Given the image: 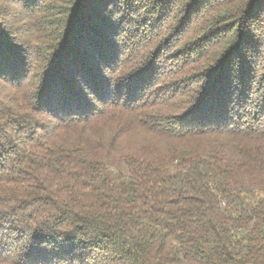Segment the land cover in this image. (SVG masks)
<instances>
[{"label": "trees", "instance_id": "trees-1", "mask_svg": "<svg viewBox=\"0 0 264 264\" xmlns=\"http://www.w3.org/2000/svg\"><path fill=\"white\" fill-rule=\"evenodd\" d=\"M42 1L0 0V264H264V104L237 87L264 63V0H63L39 26ZM163 11L219 44L166 109L153 63L109 73L124 23L147 45Z\"/></svg>", "mask_w": 264, "mask_h": 264}, {"label": "rangeland", "instance_id": "rangeland-1", "mask_svg": "<svg viewBox=\"0 0 264 264\" xmlns=\"http://www.w3.org/2000/svg\"><path fill=\"white\" fill-rule=\"evenodd\" d=\"M51 0H43L39 3V8H35V11L30 16L29 19H25L24 22H21V24L25 27L32 28L33 25L28 22V20L31 22L33 21L34 16L38 14L39 20V26L40 22L41 25L45 22L44 16H48V19H53L54 21H61L62 15L59 14L62 11L53 10L52 7L54 6H60L63 5V0H55L54 2H51ZM13 9H16L15 6H13ZM51 7V9L46 10V8ZM140 7V6H138ZM0 13H4V9L0 7ZM158 13V12H157ZM6 15V13H5ZM158 15V17H157ZM149 14L148 18L153 22V27H157L156 29H152V32H145L146 40L149 41L150 44L144 45L141 40H137L138 38H131L128 40L129 34L132 32L133 28H131L133 25H130L127 23H124V26L122 29L125 30L124 34L122 32H119L117 36L119 37V40L121 43H124L126 45L127 50L125 52H122V55L120 57L121 64L123 66L116 67L114 70L110 71L109 73L113 75L112 77L116 78L118 76H121V71L124 74L123 77H118V80H126L124 75H129L131 72L136 71V73H141L145 69L144 65L152 64L154 70L151 71V77L146 82L148 83L145 87L149 89L146 93L151 92V97L147 98L145 97L146 101L150 103V101L155 102L158 100V97H160L161 93H164V96H166V103L161 105V108L166 109L169 108L168 105L173 104L168 101H182V99H187L188 96H191L195 89L200 84V75L201 71L210 63H212V59L214 58L215 54L218 53L215 52L218 48L217 44L218 42L207 43V38L197 42V38L202 34V32L205 29L204 23L201 24V26H198V30L194 32L192 31L193 25L190 26V28L187 27V23H190L193 18H190L189 16L187 19H184L183 17H179L176 22L173 21L171 25L166 24L169 28L165 30L162 26L165 25L164 23H169L171 16L166 13V11H163L160 14ZM144 13L142 10H138L136 14L130 15L131 18L136 19L137 17H143ZM184 16V15H183ZM10 21H14L15 25H19V15L17 13L11 12ZM173 17V16H172ZM21 19V18H20ZM52 20V23L54 21ZM175 20V19H174ZM51 23L50 21H48ZM161 27L159 28V26ZM165 25V26H166ZM19 30L24 33L28 28L24 27H18ZM33 29V28H32ZM53 29V30H52ZM34 30V29H33ZM128 32L126 33V31ZM142 29V33H143ZM148 31V30H147ZM55 32V26L54 28H47V35H53ZM207 43V44H206ZM149 45V46H148ZM143 46V47H142ZM148 46V47H147ZM152 46H155L154 49H152ZM142 47V48H141ZM207 48V50H205ZM151 51V52H150ZM152 53V54H149ZM260 61V60H259ZM147 62V64H144ZM260 66L258 70H255V74L251 76V70L252 66H254L253 62L243 63L241 64V68L239 71L240 76V83L237 84V87H239L240 94L246 93L247 84H244L245 76L242 78L243 74L241 73H248V75L253 79L252 87H254L255 90V96L254 105L258 107V111L261 110V106L264 104V83L260 81V83H257L258 80H263L264 82V75L262 72V67L264 63L262 61L259 62ZM155 64V65H154ZM262 64V65H261ZM122 68V70H120ZM249 70V71H248ZM129 74H128V73ZM135 73V74H136ZM144 73H142L143 75ZM150 74V73H149ZM255 75V76H254ZM257 75V76H256ZM255 77V78H253ZM160 88V89H157ZM177 95V96H176ZM181 97H180V96ZM245 98V97H244ZM259 113V112H258ZM258 113L256 115H258ZM250 123L251 121H245L244 124Z\"/></svg>", "mask_w": 264, "mask_h": 264}]
</instances>
